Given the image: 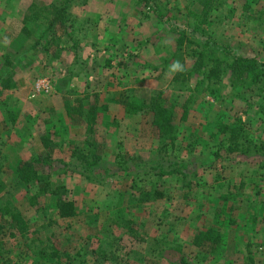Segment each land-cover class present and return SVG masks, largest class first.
Here are the masks:
<instances>
[{"label": "rangeland", "instance_id": "1", "mask_svg": "<svg viewBox=\"0 0 264 264\" xmlns=\"http://www.w3.org/2000/svg\"><path fill=\"white\" fill-rule=\"evenodd\" d=\"M0 224V264H264V0H0Z\"/></svg>", "mask_w": 264, "mask_h": 264}, {"label": "trees", "instance_id": "2", "mask_svg": "<svg viewBox=\"0 0 264 264\" xmlns=\"http://www.w3.org/2000/svg\"><path fill=\"white\" fill-rule=\"evenodd\" d=\"M257 62L255 58H244L241 56L237 55H232L231 57V66L237 68L236 70L238 71V75L242 74L243 77H250L252 80L251 82L256 81L257 75L253 76L252 69L253 65H255ZM218 65L215 64L212 68L209 69L208 75L212 79H217L219 77V73L217 72ZM247 72V73H246ZM157 100H154V103L150 106L151 110V120L150 124L157 129L161 134L167 135V137L170 139V135L174 131V125L172 122V113H173V106L172 105H165V104H160L159 102L156 103ZM80 108V107H79ZM89 119L93 120V113H94V107L89 108ZM65 113L68 115V109L67 107L65 108ZM237 125V126H236ZM221 124L217 123V131L220 133H225L226 138L228 141V147L229 149L233 148L236 146V137L237 135L240 134V127L239 123L238 124ZM32 161V160H31ZM35 161H32L34 163ZM31 166V165H29ZM21 168H18L17 171L20 172ZM27 170L29 171V168L27 166ZM33 173V172H32ZM150 196H154L148 192H142L141 196L138 198V201H147L149 200ZM156 197V196H154ZM55 208H56V214L59 218H68L74 215L73 207H72V202L70 200L64 199L62 197H57L55 199ZM218 216V214H216ZM7 225V230L9 231V236H14V234L11 232V230L16 229L20 236H22L26 230L25 223L21 222L19 220V216L16 213H10L9 218L3 221ZM3 224H0V228L3 226ZM205 230L198 232L199 238L204 240V241H210L211 243L217 242L219 233L217 232L218 226L216 228H204ZM129 230V229H128ZM51 251V254L49 256L54 257L56 260L59 258L63 257L66 258L68 261L71 259V254L69 251L66 250H61L57 251L54 250V248L47 246ZM6 264V263H4Z\"/></svg>", "mask_w": 264, "mask_h": 264}, {"label": "built area", "instance_id": "3", "mask_svg": "<svg viewBox=\"0 0 264 264\" xmlns=\"http://www.w3.org/2000/svg\"><path fill=\"white\" fill-rule=\"evenodd\" d=\"M48 85L46 80L42 79V80H38L36 81V83H34V88L35 90L39 91L41 89H47Z\"/></svg>", "mask_w": 264, "mask_h": 264}, {"label": "clouds", "instance_id": "4", "mask_svg": "<svg viewBox=\"0 0 264 264\" xmlns=\"http://www.w3.org/2000/svg\"><path fill=\"white\" fill-rule=\"evenodd\" d=\"M171 69L173 71H176V70H180L182 71L183 68H182V65H180V63L178 61L174 62L172 65H171Z\"/></svg>", "mask_w": 264, "mask_h": 264}, {"label": "crops", "instance_id": "5", "mask_svg": "<svg viewBox=\"0 0 264 264\" xmlns=\"http://www.w3.org/2000/svg\"><path fill=\"white\" fill-rule=\"evenodd\" d=\"M84 169H86V168H84Z\"/></svg>", "mask_w": 264, "mask_h": 264}]
</instances>
